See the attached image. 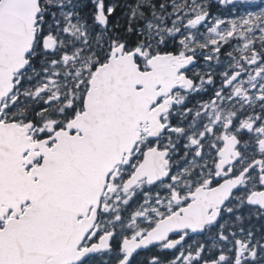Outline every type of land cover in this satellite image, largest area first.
Masks as SVG:
<instances>
[{
	"label": "snow or ice",
	"instance_id": "obj_1",
	"mask_svg": "<svg viewBox=\"0 0 264 264\" xmlns=\"http://www.w3.org/2000/svg\"><path fill=\"white\" fill-rule=\"evenodd\" d=\"M0 264H264V0H0Z\"/></svg>",
	"mask_w": 264,
	"mask_h": 264
}]
</instances>
